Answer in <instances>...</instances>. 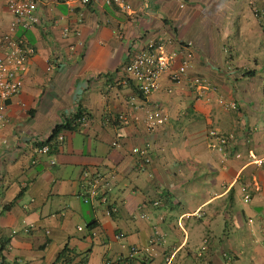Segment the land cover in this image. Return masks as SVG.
<instances>
[{
    "label": "crops",
    "instance_id": "obj_1",
    "mask_svg": "<svg viewBox=\"0 0 264 264\" xmlns=\"http://www.w3.org/2000/svg\"><path fill=\"white\" fill-rule=\"evenodd\" d=\"M123 2L130 10L36 0L38 23L13 33L35 52L0 128V264H264V15L253 11L264 0ZM12 19L0 0V53ZM149 42L168 52L190 42L194 57L178 81L163 74L143 95L123 65ZM154 107L167 119L148 127ZM77 109L86 124L37 153ZM210 129L230 137L220 144ZM135 146H148L145 169ZM84 169L109 180L116 213L81 200Z\"/></svg>",
    "mask_w": 264,
    "mask_h": 264
},
{
    "label": "built area",
    "instance_id": "obj_2",
    "mask_svg": "<svg viewBox=\"0 0 264 264\" xmlns=\"http://www.w3.org/2000/svg\"><path fill=\"white\" fill-rule=\"evenodd\" d=\"M65 5L73 8L77 3L86 5L90 0H61ZM107 4L114 3L120 8L130 10V6L123 0H106ZM7 6L12 13L13 19L8 27V31L1 37L0 53V128L6 122V105L7 100L18 94L23 85L24 73L27 69V62L34 54L35 50L21 38H14L13 33L17 28L27 29L37 24L39 19L36 14V0H7ZM253 11L258 18H262L264 11L253 6ZM179 57L176 62V57ZM194 57V48L190 42L180 43L177 51L168 52L165 50L162 42H149L146 45L133 51L129 59L123 65L124 75L128 80L134 81L136 89L143 95H148L159 87L160 78L166 74L171 81H178L191 65ZM192 84L200 92L207 88L205 80L196 75L192 78ZM199 94V95H200ZM217 101L230 109H237L234 101H225L221 96ZM113 119H125L123 114L116 115ZM167 119V114L161 108H148L145 113V122L148 127H153L163 123ZM87 116L82 113L76 118L75 123L86 124ZM209 135L218 139L220 144L227 141L228 137L219 134L216 129H210ZM63 139L62 133L56 136L57 141ZM1 142V140H0ZM113 145H119L117 141ZM222 149V147H219ZM39 154L49 152V145L43 144L36 149ZM131 152L137 156V162L141 169H145L150 162L148 146L132 147ZM54 161L52 160L51 163ZM85 181L86 189L81 194L83 202H99L104 205V212L107 215L114 214L118 211L116 204L109 202L107 193L109 190V180L104 174L90 169H84L81 174ZM249 199V193L244 195V200ZM152 204H157L153 201ZM140 215L144 216L145 212L141 211ZM28 231L29 228H24ZM121 233L117 237H121ZM156 238L149 240L150 244L155 243ZM148 250V247H145ZM131 251H137V247H132ZM148 256H152L151 251H147ZM126 264V263H123Z\"/></svg>",
    "mask_w": 264,
    "mask_h": 264
},
{
    "label": "trees",
    "instance_id": "obj_3",
    "mask_svg": "<svg viewBox=\"0 0 264 264\" xmlns=\"http://www.w3.org/2000/svg\"><path fill=\"white\" fill-rule=\"evenodd\" d=\"M81 114V110L77 109L76 112L69 118H65L64 122L56 124L52 130L50 135L45 139L42 140L41 142H39V146L43 145V144H48L49 145V150L52 148L53 143L52 140H56V136L63 130H71L74 128V126H77V123H75L76 118ZM228 140V139H227ZM227 142V141H226ZM225 142V143H226ZM7 206H10V204H7ZM5 246V241L1 240L0 241V259H3L2 257V250ZM68 249L67 247H64L58 254L56 261H66V253H67ZM123 264V263H122Z\"/></svg>",
    "mask_w": 264,
    "mask_h": 264
},
{
    "label": "rangeland",
    "instance_id": "obj_4",
    "mask_svg": "<svg viewBox=\"0 0 264 264\" xmlns=\"http://www.w3.org/2000/svg\"><path fill=\"white\" fill-rule=\"evenodd\" d=\"M257 102H259V104H262V106H264V99H259V100H257ZM59 264H61V263H59Z\"/></svg>",
    "mask_w": 264,
    "mask_h": 264
}]
</instances>
